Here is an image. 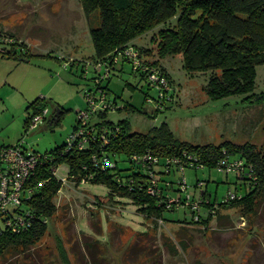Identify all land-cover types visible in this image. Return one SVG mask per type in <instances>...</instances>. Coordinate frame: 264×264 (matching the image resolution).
<instances>
[{
	"label": "rangeland",
	"instance_id": "374dc122",
	"mask_svg": "<svg viewBox=\"0 0 264 264\" xmlns=\"http://www.w3.org/2000/svg\"><path fill=\"white\" fill-rule=\"evenodd\" d=\"M175 21L157 24L131 42L152 49L143 53L147 65L156 67L159 61L167 71L172 91L160 97L155 87L133 72L130 62L118 65L110 78L97 80L105 69L100 74L95 69L101 59L95 58L91 30L100 26V10L88 14L83 0H0V30L26 41L31 52L23 58L0 54V146L23 143L28 151L45 154L66 144L79 112L89 106L86 93L92 92L97 97L105 94L113 105L109 120L128 119L133 131L147 132L168 122L183 141L220 144L231 140L264 147V104L244 101L245 95L212 100L205 90L211 72H188L181 53L160 56V31ZM257 68L255 92L260 93L264 66ZM144 91H150L152 100L144 103ZM38 98L46 100L49 118L29 130L26 119ZM128 103L147 112L129 111ZM58 109L61 114L54 122ZM91 120L96 122L98 115ZM57 176L64 184L55 199L58 211L49 221L48 232L31 249L0 256V264H69L61 247L70 264H264V198L251 215H245L241 207L220 209L205 228L201 223L178 221L193 219L185 205L166 211L165 221L154 220L140 212V205L131 198L111 197L105 184H76L68 178L66 164L58 168ZM180 177L188 189L173 193L174 197L191 194L200 206L199 196L205 190L208 199L219 202L230 191L245 192L236 173L219 168L189 166L183 173L168 176L177 182ZM199 180L206 183L203 189L196 185Z\"/></svg>",
	"mask_w": 264,
	"mask_h": 264
},
{
	"label": "trees",
	"instance_id": "16d2710c",
	"mask_svg": "<svg viewBox=\"0 0 264 264\" xmlns=\"http://www.w3.org/2000/svg\"><path fill=\"white\" fill-rule=\"evenodd\" d=\"M83 5L88 14L100 10V26L91 30L95 58L109 61L124 47L134 45L131 42L139 34L176 19L173 26L160 31L161 57L181 53L188 72H211L205 90L212 100L245 95L244 101L264 104V91L255 92L257 67L264 66V0H83ZM9 34L15 37L16 42L13 50L2 56L30 57L28 43L20 41L15 34ZM134 46L140 49L142 57L152 51ZM145 61L137 68L132 64V70L141 80L152 85L150 72L144 70ZM155 65L168 75L159 61H155ZM169 93L167 91L166 95ZM144 94L145 103L151 93L144 91ZM31 106L33 113H40L48 107L46 100L41 98ZM126 108L147 112L132 103H128ZM33 113L26 119L27 126ZM108 114L107 109L97 114L98 120L94 122L97 132L89 136L85 147L77 139L45 153L47 160L37 167L29 182L32 192L23 198V205L11 206L12 216L16 217L14 213L22 214L28 226L14 231L4 219L0 220V256L16 249H31L44 238L50 219L58 211L55 199L64 184L54 169L63 164L68 165V178L76 184L84 181L105 184L111 190V197L131 198L147 217L165 221L166 211L185 205L187 200L183 194L179 197L173 195L184 191V178L180 177L177 182L168 176L178 171L183 173L182 165L185 169L189 166L218 168L223 159L241 160L244 169L237 177L243 180V194L237 192V198L219 202L208 199V191L205 190L202 206L206 215L202 213V206L200 210L187 206L194 214L193 219L178 221L201 223L207 228L222 208L241 207L245 215L257 212V206L264 198V147L253 142L239 144L231 140L220 144L183 141L176 137L168 122L147 132L133 131L130 120L114 122L108 119ZM79 124L78 119L75 130ZM102 133L108 140L102 137ZM146 155L155 156L158 161H147L144 159ZM105 157L113 164H107ZM170 158L179 159V162L173 161L169 166L167 159ZM152 185L157 186L159 192L151 193L149 188ZM173 198H178L180 204L169 206ZM195 198L192 195L191 201L194 202ZM61 250L70 264L66 251L62 247Z\"/></svg>",
	"mask_w": 264,
	"mask_h": 264
},
{
	"label": "built area",
	"instance_id": "2783aa9c",
	"mask_svg": "<svg viewBox=\"0 0 264 264\" xmlns=\"http://www.w3.org/2000/svg\"><path fill=\"white\" fill-rule=\"evenodd\" d=\"M21 41V40H20ZM16 42L15 37H13L8 32L0 30V54H9L13 50L14 43ZM29 45V44H28ZM30 48V47H29ZM125 58L128 59L130 63L137 66H141L144 63L141 51L134 45H128L115 54L111 60H99L95 63V69L98 74L105 69V74L102 75L97 80L103 78H110L112 70L115 69L118 65H123ZM127 61V62H128ZM114 67V68H113ZM144 70L149 71V80L152 81V86L155 87L159 93L160 97H165L167 91L171 92L172 87L169 84V77L160 69L150 65H146ZM99 88L103 87L98 83ZM86 96L88 98L89 106L86 110H81L79 112V128L76 129L72 136L68 139L70 143L78 139L81 146L85 147L88 138L93 133L97 132V127L95 126L92 116L97 115L100 110H109L110 107H113L111 103H108L106 100L105 94H101L100 97H97L92 92H87ZM148 100H152L149 98ZM50 110L45 108L40 113H33L28 124L29 130H34L38 128L40 124L47 122L49 118ZM102 137L108 140L105 133H102ZM144 159L153 160V162L158 161L157 157H152L151 155H146ZM191 159V157H190ZM47 160V155L39 153L36 151H28L23 143L13 145V146H0V220L4 219V222L14 231H20L22 228L28 226V223L25 220V217L22 214H15L16 217L11 214V206H21L23 205V198L28 196L32 192V187H30V180L33 174L35 173L37 167ZM179 162V159H167V163L171 166L172 162ZM105 162L108 164L110 160L105 157ZM168 166V170H170ZM59 168V167H58ZM58 168L54 169L55 174H58ZM182 170H185V166L182 165ZM218 168L227 173H236L240 175L243 171L242 161L233 160V159H223ZM62 180H64L62 178ZM154 183H157L155 178ZM206 185L205 182H199L198 187L203 189ZM182 188L184 191L188 189V185L185 179L182 182ZM159 188L156 186H150L149 191L153 194L159 192ZM204 194V192L202 193ZM241 196V195H239ZM200 197V202L203 200L202 195ZM238 197L237 192L230 191L225 201L232 200ZM185 205L200 210L201 206L197 202H192V195L189 194L187 197ZM204 198V197H203ZM180 204L178 198H173L169 202L170 205ZM198 216H196V219Z\"/></svg>",
	"mask_w": 264,
	"mask_h": 264
},
{
	"label": "water",
	"instance_id": "95a60500",
	"mask_svg": "<svg viewBox=\"0 0 264 264\" xmlns=\"http://www.w3.org/2000/svg\"><path fill=\"white\" fill-rule=\"evenodd\" d=\"M60 114H61V111H60V109H59L58 112L56 113L57 120H58Z\"/></svg>",
	"mask_w": 264,
	"mask_h": 264
},
{
	"label": "flooded vegetation",
	"instance_id": "af4514ba",
	"mask_svg": "<svg viewBox=\"0 0 264 264\" xmlns=\"http://www.w3.org/2000/svg\"><path fill=\"white\" fill-rule=\"evenodd\" d=\"M58 110H59V109H58ZM58 110H56L55 115H54V118H57V117H56V113L58 112ZM59 117H60V116H59Z\"/></svg>",
	"mask_w": 264,
	"mask_h": 264
}]
</instances>
